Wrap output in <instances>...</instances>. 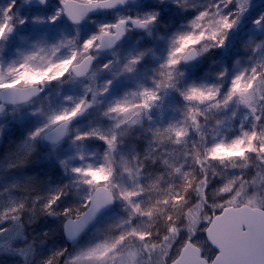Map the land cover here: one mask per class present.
Masks as SVG:
<instances>
[{"label": "snow or ice", "instance_id": "6c2138e0", "mask_svg": "<svg viewBox=\"0 0 264 264\" xmlns=\"http://www.w3.org/2000/svg\"><path fill=\"white\" fill-rule=\"evenodd\" d=\"M173 6L184 23L170 22ZM211 52L216 70L201 76ZM9 115L27 130L5 170L26 167L42 147L72 175L44 195L31 179L3 189L0 257L36 264L50 232L30 235L25 217H52L76 248L54 249L39 264H264V3L8 0L0 116ZM136 127L143 151L127 144ZM91 141L103 153L84 163ZM73 193L78 204L64 203Z\"/></svg>", "mask_w": 264, "mask_h": 264}, {"label": "rangeland", "instance_id": "374dc122", "mask_svg": "<svg viewBox=\"0 0 264 264\" xmlns=\"http://www.w3.org/2000/svg\"><path fill=\"white\" fill-rule=\"evenodd\" d=\"M7 2L8 0H0V7L6 5ZM52 2L55 3V0H52ZM262 3H264V0H256L257 6H260V4ZM189 11H192V9H189ZM185 15L186 13L184 12H177L175 10V6H173V11L171 12L170 15V22L174 23L176 20H179L180 23H184L185 21L181 19V17ZM190 18L191 17H188V19ZM25 35H27L26 32ZM244 39L246 40L247 37H245ZM254 39H255V43H260L262 38L257 36ZM20 43L21 42L19 40L15 41V44H20ZM243 45H244V41L242 40L237 49L241 54L240 57L238 58L241 59L243 65H246L247 57L246 55H244L245 49ZM254 46L255 44H253V47ZM215 55H216L215 52L205 53V56L203 57V63L201 65V72H200L201 76L207 75L216 70V66L213 64V56ZM227 63L230 69L235 68L234 60L227 61ZM209 78H211V76H209ZM64 92H68L67 87H65ZM52 98L56 99L55 82L52 88ZM43 103L47 104V98H45ZM175 115H176L175 113L170 112L168 118L171 119ZM221 118L222 119L224 118L223 114H221ZM238 119L239 118H237L236 121L230 122L233 130H238ZM103 123L107 125L108 122L103 121ZM146 127L147 125L145 124V129ZM26 130L27 129L23 121L19 119L12 120L11 115H9L7 118L0 116V177L3 178L0 179V201H6L8 199L9 193L4 192L3 189L7 187L9 184H11L14 181H21L24 179L32 180L33 178L30 177V174L31 175L40 174L42 177L43 172L46 171L45 169L50 170V168H52L56 174L58 173L57 175L58 177H54L55 181L62 180L65 184H68L70 182V177L72 174L70 172H65L62 167L56 165L54 161L49 160L47 157L46 150L43 149L42 147H37L35 151L31 153V155L28 157L29 163L26 165V167L19 170H5L7 160L12 159L14 154H18L19 152L23 151L21 144L24 139ZM143 132L144 129L136 127L129 133V135L126 138L129 148L135 147L139 151L144 150L147 141ZM196 138L198 139V137ZM86 150L88 152L89 159L84 163H94L96 161V157H99L103 153V142L102 141L88 142V147ZM64 152L70 154L71 149L68 148L67 145H65ZM93 153L96 154L95 157L93 156ZM70 163L75 164L77 166L81 164L79 160H72L70 161ZM176 163L178 166L179 161H176ZM257 171L258 169H256L253 166L250 170H247L248 174L246 178L251 179L256 174ZM34 179H36V177H34ZM44 182L45 181H43L42 184L43 187H41L43 189L44 186L46 185V183L44 184ZM43 189H41L40 194L44 193ZM11 194L16 198H22L25 195V193L22 190H13ZM71 200H72V205L78 204V197L75 195V193H73V195L71 196ZM66 202L67 200L64 201V203ZM25 219H26V227H28V232L30 235L32 234L33 229H36L38 231L42 228L50 232L46 244L41 246L39 250L40 255H37L35 258L36 264H39L41 259H43L45 256L50 255L51 252L54 249H56V247L53 248V245H50L48 241H52L53 238L55 237V231L53 229L56 228V231L58 228L60 229V221L52 217H48V218L41 217L39 221L36 223H28L26 217ZM52 225H54L53 229H52ZM95 235H96V229L93 228L91 231H88L86 234L82 236L81 244H86L88 241L92 240ZM200 235L201 237L204 236L203 233H201ZM75 248L76 246L73 243L69 244V246L67 247L70 253L73 252ZM172 255L173 257L175 256V250H173ZM66 258L67 257H65V259ZM0 260L3 261V264H19V258L13 260V258L10 257H0ZM60 264H63V259L60 261ZM169 264H171L170 260H169Z\"/></svg>", "mask_w": 264, "mask_h": 264}, {"label": "trees", "instance_id": "16d2710c", "mask_svg": "<svg viewBox=\"0 0 264 264\" xmlns=\"http://www.w3.org/2000/svg\"><path fill=\"white\" fill-rule=\"evenodd\" d=\"M45 170L46 171L43 172L42 177H41L40 174L39 175H31L30 174V177L33 178L32 180L36 182V189H37V192H39V193H40L41 189H43L41 187H43L42 184H43V181H45L44 184L46 183V185L44 186V189H43L44 193H41V195L46 194V190L49 187H56L57 185H59L61 183L65 184L62 180L61 181H55L54 177H58L57 176L58 173L56 174L55 171L52 168H50V170H47V169H45ZM34 177H36V179H34ZM34 194L35 193H32L30 195H34ZM66 200H67L66 203H71L72 204L71 196L68 197ZM73 206H76V205L73 204ZM215 211H216V214H217L219 212V209H217ZM53 227H54V225H52V229H53ZM49 229H50V226H49ZM53 230L55 231V237H54L55 239L53 238L52 241H48L49 244L53 245V248L56 247V249L60 248V247L67 248L69 245L63 241L62 234L60 233L61 232V223H60V229L58 228L57 231H56V228H54Z\"/></svg>", "mask_w": 264, "mask_h": 264}, {"label": "water", "instance_id": "95a60500", "mask_svg": "<svg viewBox=\"0 0 264 264\" xmlns=\"http://www.w3.org/2000/svg\"><path fill=\"white\" fill-rule=\"evenodd\" d=\"M219 214V213H218ZM61 233H62V237H63V240H64V242L65 243H67V244H72L73 242H71V241H69V240H67L66 239V237H65V235L63 234V231L61 230ZM204 235H206V234H204Z\"/></svg>", "mask_w": 264, "mask_h": 264}]
</instances>
